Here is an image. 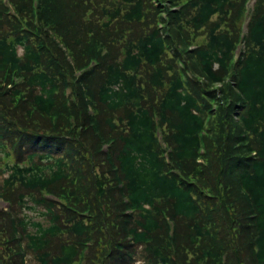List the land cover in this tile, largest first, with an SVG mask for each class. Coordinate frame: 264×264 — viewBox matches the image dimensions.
<instances>
[{
  "label": "trees",
  "instance_id": "trees-1",
  "mask_svg": "<svg viewBox=\"0 0 264 264\" xmlns=\"http://www.w3.org/2000/svg\"><path fill=\"white\" fill-rule=\"evenodd\" d=\"M249 4L0 0V264H264Z\"/></svg>",
  "mask_w": 264,
  "mask_h": 264
},
{
  "label": "rangeland",
  "instance_id": "rangeland-1",
  "mask_svg": "<svg viewBox=\"0 0 264 264\" xmlns=\"http://www.w3.org/2000/svg\"><path fill=\"white\" fill-rule=\"evenodd\" d=\"M7 208H8V206H6V209ZM27 214H28V212H27ZM29 216H34L35 220H39V216H36L34 213L33 214H30ZM32 257H33V255H30V257H29L30 264H36L35 261H34V259ZM27 258L28 257H26V261H27Z\"/></svg>",
  "mask_w": 264,
  "mask_h": 264
}]
</instances>
